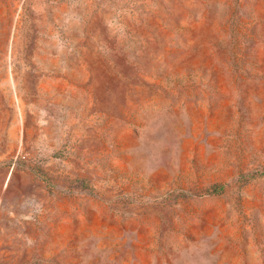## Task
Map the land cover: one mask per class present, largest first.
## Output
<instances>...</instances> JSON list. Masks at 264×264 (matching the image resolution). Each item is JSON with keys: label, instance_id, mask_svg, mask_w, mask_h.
I'll use <instances>...</instances> for the list:
<instances>
[{"label": "rangeland", "instance_id": "rangeland-1", "mask_svg": "<svg viewBox=\"0 0 264 264\" xmlns=\"http://www.w3.org/2000/svg\"><path fill=\"white\" fill-rule=\"evenodd\" d=\"M0 264H264V0H0Z\"/></svg>", "mask_w": 264, "mask_h": 264}]
</instances>
